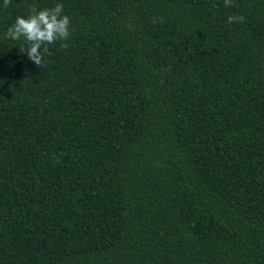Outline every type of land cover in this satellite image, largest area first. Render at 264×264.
Returning <instances> with one entry per match:
<instances>
[{"label": "trees", "instance_id": "1", "mask_svg": "<svg viewBox=\"0 0 264 264\" xmlns=\"http://www.w3.org/2000/svg\"><path fill=\"white\" fill-rule=\"evenodd\" d=\"M57 3L38 68L5 31ZM233 5L0 0V264H264V0Z\"/></svg>", "mask_w": 264, "mask_h": 264}, {"label": "clouds", "instance_id": "2", "mask_svg": "<svg viewBox=\"0 0 264 264\" xmlns=\"http://www.w3.org/2000/svg\"><path fill=\"white\" fill-rule=\"evenodd\" d=\"M11 0H3L5 9ZM226 7L234 6L233 0H224ZM63 5L57 3L52 8L37 10L35 6L29 8V15H17L11 26L5 31V38L12 41H23L19 47L21 53H26L27 59L38 68L43 65V57L49 52L47 45L69 38L70 18L62 15ZM243 17L230 15L227 23H243ZM67 46L66 44L64 45Z\"/></svg>", "mask_w": 264, "mask_h": 264}]
</instances>
